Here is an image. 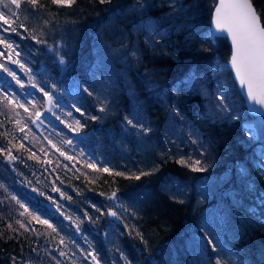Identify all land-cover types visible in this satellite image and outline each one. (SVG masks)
<instances>
[{"label":"trees","instance_id":"1","mask_svg":"<svg viewBox=\"0 0 264 264\" xmlns=\"http://www.w3.org/2000/svg\"><path fill=\"white\" fill-rule=\"evenodd\" d=\"M214 3L75 0L66 7L40 0L44 7L33 13L21 0L16 11L29 30L13 24L17 33L5 32L4 25L0 37L15 45L18 60L33 71L44 68L42 78L53 90L71 83L90 156L71 160L58 150L40 151L36 126L29 129L35 135L25 136L20 127L27 123L6 109L14 102L4 79L13 81L0 76V173L13 175L5 178L7 188L23 198L18 204L0 187V264H57L61 250L75 264V253L85 259L88 252L101 264H264V158L255 151L261 140L247 134L243 117L210 112V100L226 107L220 97L209 99L199 86L185 83L192 73L211 87L217 62L227 64L228 38L205 39ZM253 3L264 20V0ZM225 70L233 93L242 98L228 65ZM35 91L24 107L29 117L47 112L45 96ZM135 107L145 116H135L138 121L125 128V115ZM175 116L194 129L202 166L192 167L184 156L190 145L176 131ZM13 164L40 190L38 205L35 192L15 185ZM49 197L58 200V208L65 204L66 217L46 205Z\"/></svg>","mask_w":264,"mask_h":264},{"label":"rangeland","instance_id":"2","mask_svg":"<svg viewBox=\"0 0 264 264\" xmlns=\"http://www.w3.org/2000/svg\"><path fill=\"white\" fill-rule=\"evenodd\" d=\"M0 35H3L1 31ZM5 40L8 42L6 44H12L13 48L9 49L5 46L4 43L0 44V48L4 51L5 57V60L0 61V64L4 66L1 67L0 76L12 79L13 83L11 81L8 83V81L4 79L3 88L6 94L7 91L10 92L12 96L11 100L14 102L13 105L7 106L6 109L10 112H12L13 110V115L16 112L15 117L17 118V121H20V124L23 122L27 123V126L22 125L20 127V129H22L21 131L24 133L25 136L31 137V133H33L32 131H30L31 125L36 126V132H38L39 134L36 137V135L33 133L35 135V138L33 139L36 140L34 142H39L38 149L40 151H43L45 154H48L49 152L58 150L64 153L71 160H83L88 153L86 152L84 143L82 144V139L85 138V134L81 132L80 118L79 115L76 114V108H79V99H74L73 92L70 86H68V84L71 83L65 82L63 84H60L53 90L51 88L52 84H48V80L42 78V76L46 74V70L43 68L39 72L33 71L30 65L25 63L22 57L20 60H18V55H16L14 49L15 45L9 42L7 39ZM13 61H19V63H13ZM11 64H13V66H10ZM20 65H23V68L20 67ZM226 65L228 64H224V62H217L212 72L214 74V80L212 82L211 87L205 86L204 82L200 79V77L194 76L192 73L187 74L185 78V83L192 87L199 86L202 92L205 93L206 97H208L209 99L210 97L212 98L213 95H217V97L220 98L223 97V99L221 100L226 103V107L221 106L220 102H216V106H214L212 104V100H210V112H212L214 116H217L219 118L227 113L234 117H243V125L246 129L247 134L250 135L253 140H255L256 138L261 140V142L259 143L254 141L257 144L255 151L261 154L262 158H264V114L250 113L252 116H247L244 113L247 109L244 103L243 96L241 98L238 94L233 93L231 82L229 81L228 75L226 74ZM4 68H7L8 71H5ZM9 72L15 73V76L17 79H19L20 83H17V80L13 79V77L9 75ZM217 73H219V75L216 76L215 74ZM33 83L36 84L39 89L43 88L44 91L49 92L52 96L51 104L48 103V98L45 97L47 112H38L40 114L39 118H37L36 114H33L31 117H29V113L26 112L24 108L34 101L33 95L36 91L35 88L32 87ZM10 84H13L14 87L9 86ZM21 84L23 85V87H21ZM242 101L244 103V106ZM20 104H23L24 107H19ZM49 109H51V111H49ZM101 112L103 111L101 110ZM135 116H137V118H139L138 120H140L141 118H144L145 114H141L140 108H133L132 115H125V128L133 126L134 122L138 121L135 120ZM57 117H59V119H57ZM172 118L173 117L170 118L171 123H173ZM175 118L178 121L176 131L178 133L183 131L182 137L184 139V142L190 145V147L184 149V156L190 158L192 167L202 166L204 164V159L199 158L200 156L198 152L195 153L196 149L194 150V146L196 145L194 144L196 143L192 141H196V138H194L196 134L194 129L188 125L183 126L184 122L176 116ZM28 121L30 122L28 123ZM33 121L36 122L33 123ZM77 121H79V124H77ZM128 121H131V123L129 124ZM144 122V120L140 121L143 130L147 128L146 125H143ZM88 156H90V154H88ZM196 161H200V163L196 164ZM13 168L15 170V173H17L15 177V185H17L21 191L35 192L32 193L31 196L34 199L35 204L38 205V195L41 194V192H39L40 190L35 186L33 188L30 187L31 183L25 178V173L19 171L18 166L16 164H13ZM8 175H10L9 172L5 173L1 171L0 185L3 186L2 189L6 194L12 193L16 197V199L19 200V198L22 197H20V194L17 192V190H14V188H7V181L5 178L8 177ZM48 201L54 202L55 206L57 203H59L55 197H52ZM60 206L61 207L59 208L56 206L51 210H53L62 218L65 216L64 210L66 209V206L63 203H61ZM28 208L31 207L28 206ZM78 234L81 238L88 240L86 235L83 234L81 231H79ZM60 252L65 253L68 251L61 250ZM72 253L73 252H71V254ZM74 255L77 257V264H93L90 257L85 260L82 258V256L79 257L77 253H75ZM82 255L84 257V253H82ZM75 263L76 261L74 263H70L66 255H60L59 264Z\"/></svg>","mask_w":264,"mask_h":264},{"label":"snow or ice","instance_id":"3","mask_svg":"<svg viewBox=\"0 0 264 264\" xmlns=\"http://www.w3.org/2000/svg\"><path fill=\"white\" fill-rule=\"evenodd\" d=\"M26 2L28 5H31L33 13L38 7H44L43 4H40V0H26ZM51 2L59 6L71 7L72 4L75 3V0H51ZM100 2L105 3L110 2V0H100ZM19 9H21V0H0V22H2L0 23V27L4 25L8 26L3 28V31L17 33V27L12 26L13 24L18 25L19 28H23L26 32L29 30L26 24L20 20L18 12L16 11ZM212 22L214 29L206 35L205 39L209 42H213L218 38V34L227 33V36L231 38L233 46L230 63L232 69L235 70L240 87L246 90L249 101L264 109V20H262L261 14L257 11L253 0H219V3L215 6V14ZM32 39H36V37L33 36ZM0 43H5L3 37H0ZM5 46L9 49L13 48L12 44H5ZM17 55H19V53H17ZM13 63H19V61H13ZM60 63H63L62 59ZM0 67L4 66L0 65ZM20 67L23 68V65H20ZM4 70L8 71L7 68H4ZM9 75H11L13 79H16L17 83H20L15 73L9 72ZM21 87H23L22 84ZM32 87L35 88L37 85L33 83ZM40 91L48 98V103L51 104V94L44 91L43 88H41ZM85 91H87V89H85ZM221 99H223V97H221ZM11 102L12 101H10V103ZM19 107L23 108L24 105L20 104ZM255 110L256 109H253V111ZM25 111H27V109H25ZM49 111H51V109H49ZM76 111L80 112V109L76 108ZM39 115L40 114L37 112V118H39ZM81 115H83V113H81ZM57 119H59V117H57ZM93 119H95V117H93ZM35 122L36 121H33V123ZM128 123L130 124L131 121H128ZM77 124H79V121H77ZM20 147L23 148L24 146L20 145ZM7 151L8 159L15 160L16 157L11 155V151ZM33 155L35 154L33 153ZM61 155H64V153H61ZM180 163L183 164L185 161L181 160ZM195 163L199 164L200 161H196ZM104 171H108V169H104ZM117 175L121 174L117 173ZM144 175H148V173H144ZM139 178V176L136 177V179ZM0 187L3 186L0 185ZM55 191L60 192V189L57 188ZM115 195V193H112L111 198H114ZM61 196H64V193H61ZM65 198L71 199V197ZM11 199L16 200V197L12 196ZM49 199H51V197H49ZM16 202L18 204L20 203L19 200ZM20 207L24 208L25 212H28V209L25 208L23 204H20ZM97 211L100 210L97 209ZM23 214L24 213H21V215ZM108 214L113 217L117 216L115 211H110ZM29 215L39 223L47 225L48 228H51L52 232L57 231L47 220H42L39 216H35L32 213H29ZM17 223L20 222L17 221ZM9 227H11V225ZM20 227L23 228L25 225L20 223ZM79 231L80 229L77 227V232ZM60 243H64L63 239H61ZM60 255L64 256L65 253L60 252ZM89 257L93 264H100L94 252L86 253L84 258L87 260ZM57 264H59V262H57ZM217 264H219V261Z\"/></svg>","mask_w":264,"mask_h":264},{"label":"water","instance_id":"4","mask_svg":"<svg viewBox=\"0 0 264 264\" xmlns=\"http://www.w3.org/2000/svg\"><path fill=\"white\" fill-rule=\"evenodd\" d=\"M218 3H219V0H215L214 6H213L212 11H211L210 22H209V29H210V31L212 29H214V25H213V22L212 21H213V17H214V14H215V6ZM218 35H224V36H226L228 38L229 42H230L231 50H230L229 58L227 60V64H228V67L230 69L232 78L234 79L235 84H236L239 92L243 96L244 103H245V106H246L247 111L250 112V113H253V114H264V109L260 108L259 105H254L251 101L248 100L247 95H246V90L241 89L240 84H239V80L236 78L235 70L232 69V67H231L230 61H231V55H232V52H233V46H232L231 38L227 36V33H222V34H218ZM253 109H256V110L253 111ZM58 193H59V196H61V192H58ZM46 205L48 207L52 208V209L56 207L55 204H53V202H51V201H46ZM110 211H114V210L112 208H109L107 210V213H109ZM109 216L111 218L115 219L116 221L119 220V216L118 215L115 216V217H113L111 215H109Z\"/></svg>","mask_w":264,"mask_h":264}]
</instances>
